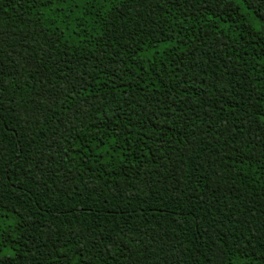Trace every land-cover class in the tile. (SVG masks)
I'll return each instance as SVG.
<instances>
[{
    "label": "trees",
    "instance_id": "obj_1",
    "mask_svg": "<svg viewBox=\"0 0 264 264\" xmlns=\"http://www.w3.org/2000/svg\"><path fill=\"white\" fill-rule=\"evenodd\" d=\"M0 264H264V0H0Z\"/></svg>",
    "mask_w": 264,
    "mask_h": 264
}]
</instances>
